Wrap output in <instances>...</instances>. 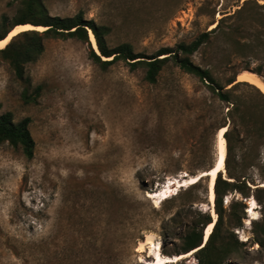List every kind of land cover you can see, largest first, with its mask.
<instances>
[{
  "label": "rangeland",
  "instance_id": "1",
  "mask_svg": "<svg viewBox=\"0 0 264 264\" xmlns=\"http://www.w3.org/2000/svg\"><path fill=\"white\" fill-rule=\"evenodd\" d=\"M245 1L44 0V5L51 16L82 13L110 28L109 46L130 43L147 57L210 32L192 60L225 85L264 65V0H249L241 14L214 30ZM20 4L0 0V20L13 19ZM258 76L264 82V72ZM220 111L228 108L206 84L172 63L151 84L144 68L123 61L102 69L90 58L89 45L76 39L44 40L43 53L25 65L22 78L3 61L0 115L11 113L15 123L30 119L36 146L28 159L21 148L0 143V264H149L151 249L143 244L148 235L161 243L163 254L181 255L182 236L199 212L209 213L203 206L208 178L158 204L149 193L173 177L205 172L193 162V145ZM246 176L249 196L234 191L224 197V207L227 220L233 202L245 205L234 207L244 218L242 227L231 230L247 244L225 264H264V247L252 241V223L263 220L264 192L255 189L264 176L256 170ZM198 263L195 250L174 264Z\"/></svg>",
  "mask_w": 264,
  "mask_h": 264
},
{
  "label": "trees",
  "instance_id": "2",
  "mask_svg": "<svg viewBox=\"0 0 264 264\" xmlns=\"http://www.w3.org/2000/svg\"><path fill=\"white\" fill-rule=\"evenodd\" d=\"M249 2V0L245 1L243 7L235 14L220 19L214 30L221 27L225 18L241 14ZM176 13L177 11L173 13V17ZM24 24L42 26L45 30L23 31L16 35L4 49H0V65L3 61L8 62L18 78L23 77L26 64L35 62L41 56L44 51V40L76 39L89 45L90 58L102 69L123 61L132 69L144 68L145 80L154 84L163 69L172 63L184 73L193 75L206 84L218 102L226 105L228 111L226 113L220 111L210 124L207 125L206 122L201 139L193 145L196 158L193 162L197 169L202 171H209L215 166L217 135L219 130L225 127L227 128L224 133L227 147L225 169L231 180H224L222 173H219L216 178L217 220L206 243L204 244V233L207 226L213 223V217L210 213L199 212L198 220L181 238L179 254L196 250L198 264H225L232 252L246 246L247 243L240 241L236 233L231 230L242 227L244 218L235 215L234 207L242 206L243 209L245 205L233 202L226 220L224 197L234 191L239 192L244 198L249 196L252 190L246 176L249 170H256L259 175L264 176V93L248 82H238L237 76L229 79L225 85L220 84L209 69L202 68L193 62L192 56L207 42L210 32L201 34L190 43L181 42L174 49L162 48L154 56L147 57L136 53L130 43L109 46L107 36L111 32L110 28L98 25L93 20H86L82 13L66 18L51 16L46 10L44 0H21L19 11L13 19L7 15L2 16L0 40L5 39L15 26ZM90 31L95 37L100 54L92 48ZM252 72L262 76L264 65H259ZM37 90H40V87ZM25 98L29 97L25 95ZM29 124L28 118L15 123L11 113L0 115V143L8 142L14 147H19L26 158L32 159L36 145ZM255 190V192H264L262 187H257ZM255 198L261 202L259 195H255ZM262 215V221L255 220L252 223L254 234L252 241L259 247H264V207ZM225 225L231 228L224 230Z\"/></svg>",
  "mask_w": 264,
  "mask_h": 264
},
{
  "label": "bare ground",
  "instance_id": "3",
  "mask_svg": "<svg viewBox=\"0 0 264 264\" xmlns=\"http://www.w3.org/2000/svg\"><path fill=\"white\" fill-rule=\"evenodd\" d=\"M28 30H37V31H44L45 28L42 26H34L31 24H24V25H18L14 27L7 37L3 40H0V49H4L8 43L12 40V38L15 35H18L19 33L23 31ZM90 40L93 42V48L97 53H99V50L97 48L96 40L93 35V33L90 31ZM105 59V58H104ZM238 81H245L252 85H255L257 88H259L264 93V82L263 80L256 75L253 72L250 71H243L238 75ZM227 128H222L219 130V161L217 165H215L212 169L209 171L201 172L195 176L187 177L182 183L178 178H171L165 183L160 189H157L155 192L149 193V196L155 200V203L158 204L164 199L168 198L169 196L178 193L182 187H189L193 186L197 183H199L204 177L208 178V206L203 205L204 209L208 210V207L212 209V215H213V223L209 224L205 230V242L207 241L209 235L212 232V229L214 227V224L217 220V214L215 212V182L216 178L219 173H223L226 175V179L231 180L227 176V172L225 169V159L227 154V147H226V140L224 138V133L226 132ZM186 174V173H185ZM187 175V174H186ZM183 177V176H181ZM262 187H264V184H261ZM252 210L250 211L252 213V217L250 219L255 220L257 216V209L254 207L257 206L255 198L251 201ZM251 209V208H250ZM249 211V210H248ZM249 222V221H248ZM144 245L150 246L151 254H150V260H148L149 264H174L178 263L179 261H182L184 259H187L193 255V251L181 254V255H175V256H168L163 254L162 247L160 242H156L153 236L148 235L143 242ZM143 246V245H142Z\"/></svg>",
  "mask_w": 264,
  "mask_h": 264
},
{
  "label": "water",
  "instance_id": "4",
  "mask_svg": "<svg viewBox=\"0 0 264 264\" xmlns=\"http://www.w3.org/2000/svg\"><path fill=\"white\" fill-rule=\"evenodd\" d=\"M16 27V26H15ZM11 42V41H10ZM9 42V43H10ZM8 43V44H9ZM98 54H100V53H98ZM238 80V79H237ZM239 82V81H238ZM231 87V86H230ZM229 87V88H230ZM216 150H217V154H216V164L215 165H217V163H218V161H219V157H220V155H219V133H218V135H217V145H216ZM179 176V175H178ZM183 177H181V176H179L178 177V180H180L181 181V183L185 180V179H187V177H189L190 178V175H186V174H183L182 175ZM174 178V177H173ZM185 187H182V189H184ZM207 212H209L211 215H212V209L211 208H209L208 207V210H207ZM213 216V215H212ZM213 221H214V219H213ZM205 233H204V243H205Z\"/></svg>",
  "mask_w": 264,
  "mask_h": 264
}]
</instances>
